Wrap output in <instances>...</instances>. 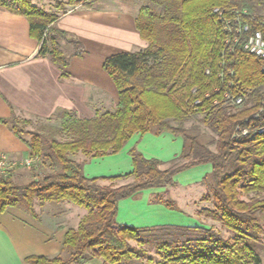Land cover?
<instances>
[{
  "label": "trees",
  "instance_id": "16d2710c",
  "mask_svg": "<svg viewBox=\"0 0 264 264\" xmlns=\"http://www.w3.org/2000/svg\"><path fill=\"white\" fill-rule=\"evenodd\" d=\"M95 2L65 0L63 6L91 9ZM143 2L134 25L146 47L110 55L102 66L117 92L114 109L93 119L61 112L53 117L58 125L35 132L24 131L21 126L29 122L13 114L0 120L24 143L28 157L40 160L38 168L46 170L27 184L16 182L13 171L0 178V215L17 208L37 218L35 201L67 202L86 210L77 227L66 231L59 255L29 257L27 264H86L94 259L101 264L152 263L144 247L156 254L154 264H262L255 244L264 236V59L244 49L254 32L264 38L262 0ZM0 8L26 19L30 38L40 45L39 56L62 75L68 60L61 43L73 48V56H82L75 37L55 26L57 15L28 0H0ZM198 115L216 135L214 151L185 127ZM163 133L182 140L174 161L187 163L172 161L160 170L158 160L132 149L128 175L87 178L83 164L74 159L78 154L89 159L115 155L134 135ZM202 165L211 167L203 179L208 191L203 200L211 208L199 215L218 223L227 237L205 227L116 225L120 201L168 186L176 174ZM123 178L132 182L100 184ZM153 202L178 211L163 196L156 195Z\"/></svg>",
  "mask_w": 264,
  "mask_h": 264
},
{
  "label": "crops",
  "instance_id": "0c3cea01",
  "mask_svg": "<svg viewBox=\"0 0 264 264\" xmlns=\"http://www.w3.org/2000/svg\"><path fill=\"white\" fill-rule=\"evenodd\" d=\"M105 2L100 5L97 0L91 9L78 6L55 22L58 29L73 35L81 45L82 56L76 57L71 46L61 43L68 60L64 75L48 58L39 56L40 45L30 38L26 19L0 8V120L13 114L23 120L48 122L61 112L93 119L115 108L117 92L103 71L104 60L117 53L137 52L146 44L134 25L138 9L132 13L120 9L114 0ZM136 38L140 43H136ZM182 148V140L167 133L137 134L115 155L89 159L78 154L75 160L83 164L87 178H114L131 173L132 149L147 159L158 160L159 169L165 170L179 157ZM0 152L12 158L28 156L24 143L1 123ZM200 168L204 170L199 171L202 179L211 171L209 165L190 168L176 174L173 182ZM18 172H13L15 180L22 179ZM117 181L120 180L104 182L115 185ZM104 182L101 183L107 185ZM121 185L124 184L115 186ZM164 188L141 191L120 201L116 225L137 229L188 226L184 224L188 220L186 214L153 202ZM34 212L37 218L17 208H8L0 215V264H27L29 257L59 255L66 231L75 229L87 213L67 202L38 201L34 203ZM94 260L86 264H96Z\"/></svg>",
  "mask_w": 264,
  "mask_h": 264
},
{
  "label": "rangeland",
  "instance_id": "374dc122",
  "mask_svg": "<svg viewBox=\"0 0 264 264\" xmlns=\"http://www.w3.org/2000/svg\"><path fill=\"white\" fill-rule=\"evenodd\" d=\"M31 5L35 6L38 9L44 10L49 14H55L59 17L71 13L74 11L77 7H69V6H63L65 4V0H28ZM116 1L118 7L122 10H128V12H134L136 9L139 10V8L144 4L143 0H114ZM105 0H100V5L105 4ZM262 13H264V0H262ZM61 4V9L57 8V5ZM131 39V37H130ZM136 43H140L139 39L136 38ZM133 48V47H132ZM69 49V48H67ZM64 51V50H63ZM64 54L66 55L67 52L64 51ZM232 106V105H231ZM201 115L193 117L189 122L185 124V127L188 129H191L194 134H196L199 138V141L208 147L211 151H214L215 148V142H216V135L207 127H205L201 123ZM23 120V119H22ZM28 121V120H25ZM29 124H26L25 126H21V128L24 129V131L27 132H35L39 130L41 126L46 125H58V122L56 120H51L48 122H42V121H28ZM63 138H59V140H62ZM74 159H76L74 157ZM177 159V158H176ZM174 161V160H173ZM174 163L177 164H184L187 163L186 160H176ZM170 166V165H169ZM194 168V167H193ZM14 171H19L18 173L22 174L21 180H16V182L20 184H27L33 177L39 176L42 173H44L46 170L41 166L35 170H28V169H17ZM13 171V172H14ZM185 171V170H184ZM204 172V170L196 169L192 172H188L186 174H182L179 178V180H176L175 182H172V184L161 187L164 190L160 191L156 195L163 196L166 200L174 201V203L177 206V209L179 212H182V214H186L188 220L186 221V225L188 226H180V227H205L210 228L214 230L215 232L221 234L223 237H227V232L220 227V225L216 222H213L207 218H204L203 216L199 215V212L202 209H210L211 204L203 198L207 195L208 191L205 185L203 184L202 175L200 172ZM183 172V171H182ZM181 173V172H180ZM120 181L115 182V185L120 184H127L132 182V178H123L119 179ZM108 185V183L104 182ZM101 185H103L100 182ZM170 187V188H169ZM155 195V196H156ZM154 199V198H153ZM133 246H135L134 243H131ZM255 248L257 250V253L260 256L261 263L264 264V236L260 237V242L255 244ZM146 250L148 257H150L152 260V263H148L147 259H139L134 260L130 263L126 264H154L155 261L158 260L156 257V254L153 250H150L147 247H144ZM96 264H98V261L100 260H94Z\"/></svg>",
  "mask_w": 264,
  "mask_h": 264
},
{
  "label": "built area",
  "instance_id": "2783aa9c",
  "mask_svg": "<svg viewBox=\"0 0 264 264\" xmlns=\"http://www.w3.org/2000/svg\"><path fill=\"white\" fill-rule=\"evenodd\" d=\"M215 12H218L216 9ZM248 30L247 26L243 28V31ZM244 49L247 50L250 54L264 59V38L261 32L256 31L250 35L247 42L244 45ZM264 73V69L262 70ZM208 74V71H206ZM227 97V96H226ZM228 98V97H227ZM229 99V98H228ZM199 101H195L194 105H198ZM236 105L241 104V100L237 99L235 102ZM40 160L38 158L25 157V158H12L6 153L0 152V178L6 177L9 172H12L17 169H32L38 168Z\"/></svg>",
  "mask_w": 264,
  "mask_h": 264
}]
</instances>
